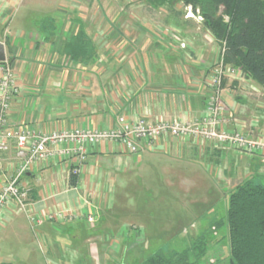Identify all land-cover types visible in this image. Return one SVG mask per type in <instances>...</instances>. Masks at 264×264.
Returning <instances> with one entry per match:
<instances>
[{"label":"crops","instance_id":"1","mask_svg":"<svg viewBox=\"0 0 264 264\" xmlns=\"http://www.w3.org/2000/svg\"><path fill=\"white\" fill-rule=\"evenodd\" d=\"M149 22L132 20L131 30L122 23L119 33L99 39L101 45L89 33L84 39H76L84 48L78 43H71L69 49L59 45L52 63L43 61L45 56L30 59L31 38L11 36L14 57L20 65L13 72L7 68V61L0 65V76L6 67L15 88L10 97L8 131L23 128L38 135L72 129L107 131L118 127L120 116L129 123L198 119L211 94L206 81L220 54L216 40L202 27L198 32L192 29L197 26L194 20H181L176 25L180 35L173 41L185 49H176L168 36L156 35ZM71 25L76 30L84 23ZM77 32L66 42H72ZM0 42L6 49V43ZM228 82L223 84V101L230 112L225 127L252 134L259 120L248 119L241 112L249 104L247 92L261 88L255 83ZM13 144V140L8 141L10 148ZM237 156L228 148L199 146L175 138L161 139L153 150L138 155L116 144L102 143L89 147L74 186L70 184L74 160L38 163L22 179L29 190L26 203L39 215L58 211L63 218L46 220L32 229L23 212L5 209L0 214V264H105L101 248L90 234L92 229L112 225L108 217H112L109 211L120 185L119 176L136 174L148 160L166 169L167 185L174 181L179 184L183 170L197 174L196 169L205 165L220 183L219 175L227 179L226 168H233ZM17 164L11 151L0 153V187ZM247 167L251 168V163ZM74 231L82 234L78 244Z\"/></svg>","mask_w":264,"mask_h":264},{"label":"rangeland","instance_id":"2","mask_svg":"<svg viewBox=\"0 0 264 264\" xmlns=\"http://www.w3.org/2000/svg\"><path fill=\"white\" fill-rule=\"evenodd\" d=\"M149 1L84 0L81 3L79 0H0V41L6 42L12 51V59L7 63V68L13 72L20 65L13 53L15 47L11 36L15 34L31 38L30 59H34L33 55L45 56L43 61L52 63L55 60L53 54L59 49V45L69 49L71 42H66V38L75 34L76 30L80 31L78 26L74 30L75 25L71 24L84 23L81 26L82 33L77 32L76 38L71 39L72 46L77 44L76 39H84L88 33L97 40L96 44L101 45L103 42H98L99 39L119 33L123 29L122 23L131 30L132 20H136V23L150 21L152 31L156 35L168 36L172 44L175 43L173 39H177L175 35H180L176 25L181 20H194L197 26H192V29H201V17L192 14L189 8L178 4L176 7L180 16L176 17L168 10L169 6L154 7ZM80 17L84 19L81 21ZM85 21L88 26H85ZM215 44L221 48L218 42ZM174 46L176 49H185L179 42ZM217 62L219 60L216 58L211 68ZM224 81L228 82L227 79ZM230 82L254 83L245 75L237 80L230 79ZM221 97L223 99V93ZM246 97L249 104L241 113L248 119L256 118L260 124L251 136L264 137V90L252 88ZM247 163H251V168L247 167ZM206 169L207 165L199 167V173L196 169L197 174L191 175L183 170L179 184L174 181L172 185H167L164 183L166 169L159 168L156 161L153 164L146 160L136 174L133 171L119 176L120 185L116 186L114 203L109 211L112 217H108L112 225L108 228L92 229L90 234L101 248L104 263L139 264L159 250L182 251L204 234L209 250L204 264H227L225 216L228 194L248 178L264 185V163L257 157L238 155L233 168L230 165L226 168L227 179L219 175L220 183L214 172ZM186 182L188 184L184 185ZM215 220L223 221L224 225L214 230L211 223ZM86 227H89L88 223ZM86 230L88 237L89 228ZM81 236L79 231H74L73 237L77 244Z\"/></svg>","mask_w":264,"mask_h":264},{"label":"built area","instance_id":"3","mask_svg":"<svg viewBox=\"0 0 264 264\" xmlns=\"http://www.w3.org/2000/svg\"><path fill=\"white\" fill-rule=\"evenodd\" d=\"M191 15L189 14L188 17ZM220 58V59H219ZM219 62L210 70L206 86L211 89L204 111L198 119L166 121L156 119L153 123L138 120L129 123L122 116L118 117V127L113 130L72 129L54 131L45 134H32L26 129L18 128L8 131L7 117L10 109V97L15 91L9 70L0 76V153L11 151L18 162L14 173L0 187V214L8 208L23 212L31 228L40 226L46 220L62 219V213L45 211L35 213L27 203L29 190L22 184L23 177L38 163L55 159L57 163L66 159L74 160L71 175H78L84 165L90 146L113 143L131 155H138L143 150H153L161 139L175 138L189 141L199 146H211L218 149H231L245 157H257L264 163V137L226 129L230 118L228 106L222 99V82L242 78V72L233 69L222 61L221 50ZM13 140V147L8 141ZM91 222L92 218L88 217Z\"/></svg>","mask_w":264,"mask_h":264},{"label":"trees","instance_id":"4","mask_svg":"<svg viewBox=\"0 0 264 264\" xmlns=\"http://www.w3.org/2000/svg\"><path fill=\"white\" fill-rule=\"evenodd\" d=\"M149 3L154 7L169 6L168 10L176 17L180 16L178 4L198 14L202 28L220 44L224 64L236 67L264 90V0H150ZM6 49L8 63L12 51L7 43ZM71 176L70 184L74 186L75 175ZM222 225L223 221L215 220L211 228L215 230ZM225 225L227 264H264V185L261 182L248 178L231 190ZM208 255L207 241L202 234L182 251L159 250L139 264H204Z\"/></svg>","mask_w":264,"mask_h":264},{"label":"water","instance_id":"5","mask_svg":"<svg viewBox=\"0 0 264 264\" xmlns=\"http://www.w3.org/2000/svg\"><path fill=\"white\" fill-rule=\"evenodd\" d=\"M6 61V49L2 42H0V63H4Z\"/></svg>","mask_w":264,"mask_h":264}]
</instances>
